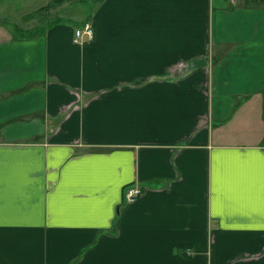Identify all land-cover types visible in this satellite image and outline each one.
Returning <instances> with one entry per match:
<instances>
[{"label": "crops", "instance_id": "0c3cea01", "mask_svg": "<svg viewBox=\"0 0 264 264\" xmlns=\"http://www.w3.org/2000/svg\"><path fill=\"white\" fill-rule=\"evenodd\" d=\"M93 9L0 38V264H264V0Z\"/></svg>", "mask_w": 264, "mask_h": 264}, {"label": "rangeland", "instance_id": "374dc122", "mask_svg": "<svg viewBox=\"0 0 264 264\" xmlns=\"http://www.w3.org/2000/svg\"><path fill=\"white\" fill-rule=\"evenodd\" d=\"M69 2H64L61 5L50 3L45 7L49 0H0V38L21 37L25 33L30 35L29 32L37 31L34 29L35 25L51 23L60 19L59 17L64 19L65 23H78L84 16L95 11L93 9L94 0H72ZM65 5L69 6L61 14H58L59 7ZM126 192L125 204H132L127 202Z\"/></svg>", "mask_w": 264, "mask_h": 264}, {"label": "built area", "instance_id": "2783aa9c", "mask_svg": "<svg viewBox=\"0 0 264 264\" xmlns=\"http://www.w3.org/2000/svg\"><path fill=\"white\" fill-rule=\"evenodd\" d=\"M93 26L91 22H87L82 27L78 28L74 36V43L79 44L85 40L92 41L95 38V29ZM144 192V189L138 184L132 185L126 192L127 202L134 203L144 195Z\"/></svg>", "mask_w": 264, "mask_h": 264}, {"label": "trees", "instance_id": "16d2710c", "mask_svg": "<svg viewBox=\"0 0 264 264\" xmlns=\"http://www.w3.org/2000/svg\"><path fill=\"white\" fill-rule=\"evenodd\" d=\"M69 1H72V0H54L51 3L54 4V5H61L62 3L69 2Z\"/></svg>", "mask_w": 264, "mask_h": 264}]
</instances>
